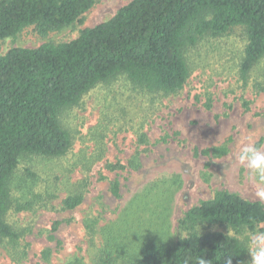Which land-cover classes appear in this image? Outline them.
<instances>
[{"label":"trees","instance_id":"1","mask_svg":"<svg viewBox=\"0 0 264 264\" xmlns=\"http://www.w3.org/2000/svg\"><path fill=\"white\" fill-rule=\"evenodd\" d=\"M95 1L0 0V40L28 27L45 38L82 23ZM234 28L242 29L246 38L238 65L244 89L264 58V0H132L110 19L82 29L71 41L12 48L0 56V239L14 243L20 237L5 221L9 210H29L44 200L34 192L39 184L34 160L60 159L70 150V135L60 121L63 112L95 86L120 79L142 94H176L189 77L186 52L206 36L217 38ZM254 88L262 90V85ZM240 101L249 111L250 102L244 97ZM260 115L264 119V111ZM138 143L147 144L145 133L138 134ZM227 151L221 145L199 153L221 158ZM131 159L129 166L137 169V155ZM106 168L122 171L127 166L117 162ZM110 188L118 197V182ZM21 196L30 199L21 201ZM82 201V194L74 192L62 200V207L73 210ZM134 201L139 205L132 202L130 210L141 219L138 215L151 210L150 203L145 196ZM262 225L261 202L216 191L184 213L179 221L184 237L173 240L165 231L146 234L130 248L126 239L104 235L94 264H198L202 257L209 264H225L229 256L232 264H247L244 243L216 229L264 231ZM57 227L54 224L52 231ZM95 227V220L84 221L90 246ZM64 264L84 263L75 258Z\"/></svg>","mask_w":264,"mask_h":264},{"label":"rangeland","instance_id":"2","mask_svg":"<svg viewBox=\"0 0 264 264\" xmlns=\"http://www.w3.org/2000/svg\"><path fill=\"white\" fill-rule=\"evenodd\" d=\"M131 1L96 0L82 23L45 38L33 27L25 28L0 40V56L12 48L71 41L82 29L110 19ZM245 43V34L238 28L199 40L186 52L189 77L176 94H142L120 79L95 86L75 107L63 112L60 121L70 135V150L60 159L34 160L39 177L34 192L44 200L29 210L6 213V223L20 237L14 243L0 239V264H64L75 258L94 264L104 235L126 239L130 248L146 234L165 231L173 240L184 237L179 228L184 213L216 191L259 201L248 170L235 160L241 141L264 147L260 115L264 111V58L243 89L238 65ZM255 84H261L262 90L254 88ZM241 97L250 102L249 111L241 106ZM139 133H145L147 144L138 143ZM221 145L228 150L221 158L199 153ZM134 155L137 169L128 164ZM117 162L127 168H106ZM113 181L118 182V197L111 192ZM74 192L82 194L81 205L63 209L62 200ZM143 196L151 210L141 212L139 219L130 208L132 202L139 205L135 198ZM26 198L21 196V201L30 196ZM86 219L96 222L93 246L85 240ZM54 224H58L55 232ZM216 230L235 233L242 242L248 232Z\"/></svg>","mask_w":264,"mask_h":264},{"label":"clouds","instance_id":"3","mask_svg":"<svg viewBox=\"0 0 264 264\" xmlns=\"http://www.w3.org/2000/svg\"><path fill=\"white\" fill-rule=\"evenodd\" d=\"M236 163L245 167L255 186V197L264 203V147H258L252 142L241 141L235 152ZM235 236V233H233ZM244 247L250 256L247 264H264V231L256 229L247 232L243 238ZM231 257L225 264H232ZM198 264H209L204 257Z\"/></svg>","mask_w":264,"mask_h":264}]
</instances>
